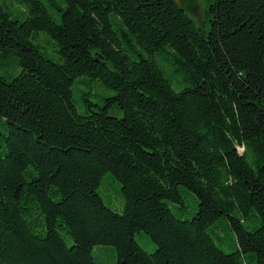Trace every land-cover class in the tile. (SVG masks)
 <instances>
[{"label": "trees", "instance_id": "obj_1", "mask_svg": "<svg viewBox=\"0 0 264 264\" xmlns=\"http://www.w3.org/2000/svg\"><path fill=\"white\" fill-rule=\"evenodd\" d=\"M7 1L0 69L19 72L0 74V264H96L98 245L116 264H264V0H214L206 36L175 0H17L22 20ZM83 76L113 94L79 113ZM107 174L121 213L98 193ZM182 189L188 219L169 207Z\"/></svg>", "mask_w": 264, "mask_h": 264}, {"label": "rangeland", "instance_id": "obj_2", "mask_svg": "<svg viewBox=\"0 0 264 264\" xmlns=\"http://www.w3.org/2000/svg\"><path fill=\"white\" fill-rule=\"evenodd\" d=\"M45 5L46 0H41ZM214 0H175V2L183 8L186 15L191 19L196 30L202 35L206 36L209 23H208V9ZM8 10L10 13L22 20L25 14V6L17 2V0H8ZM56 5H61V0H55ZM49 9H53L49 7ZM46 42L47 36L44 33L40 35ZM49 43V42H47ZM47 46V45H46ZM46 55L53 61H57V55L49 48L46 51ZM165 75L167 76L168 68L163 67ZM19 70H15L13 66L5 65L1 67L0 74L11 78L14 77ZM72 97L77 112H86L88 106L91 104L92 109H96V106H102L105 103V99L112 96L113 91L105 87L101 82L88 76L77 78L71 88ZM110 115L121 117V111L117 108L109 109ZM184 205H173L169 203V207L173 213L181 219H188L192 217L197 211V198L191 193L184 189L181 191ZM98 193L102 198L103 203L113 209L114 211L121 213L123 209V199L119 192L118 182L110 175L107 174L103 177L101 184L98 188ZM179 206L181 208L176 209ZM215 236H219V239H215V244L225 253H231L234 251L232 239L230 235H227L224 231L215 230ZM135 241L137 244L147 253L152 254L155 251V245L150 238L140 232L135 235ZM67 242L70 243L69 238ZM92 257L96 264H116V253L112 246L98 245L92 249Z\"/></svg>", "mask_w": 264, "mask_h": 264}]
</instances>
